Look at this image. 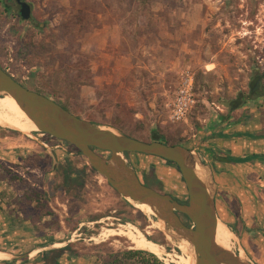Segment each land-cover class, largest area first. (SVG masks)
<instances>
[{"label": "rangeland", "instance_id": "374dc122", "mask_svg": "<svg viewBox=\"0 0 264 264\" xmlns=\"http://www.w3.org/2000/svg\"><path fill=\"white\" fill-rule=\"evenodd\" d=\"M31 1L33 22L14 20L0 6V64L11 68L24 85L51 95L80 117L98 124L112 121L102 126L108 128L117 122L118 127L113 129L139 140L152 141L160 136L169 145H185L210 119L231 111L224 102L247 91L251 70L264 58V23L255 31H247V27L240 30L243 39L238 40L234 27L223 31L218 0ZM120 21L123 23L115 32L114 27L108 28ZM23 47L31 51L27 57L21 54ZM186 68L195 74L197 104L186 123H172L169 105ZM108 71L127 74L128 78L104 81L99 89L94 72L103 75ZM84 85L98 87L99 101L94 106L101 110V116L89 114L94 107L89 102L95 97L87 94L90 88L82 97ZM121 86H127L128 91ZM107 113L112 115L108 118ZM3 128L27 140L43 142L34 145V151L40 146L49 151L42 161L48 173H32L33 182L28 183L32 187L36 183L38 187L33 188L49 193L58 216H51V221H64V232L57 239L62 246L71 243L80 252L92 254L99 244L104 253L131 250L134 248L125 236H99L109 227L132 226L164 248L165 254L158 256L163 264H174L169 254H183L179 244L157 225L161 223L158 218L122 197L76 147L38 131ZM70 151L75 155L70 156ZM124 158L142 179L153 172L164 191L183 200L188 198L181 172L167 161L144 154H124ZM70 168L83 172V189L60 193L64 173ZM183 219L189 223L186 217ZM219 220L226 223L221 214ZM75 224L77 229L73 231L71 226ZM230 246L237 255L260 264L234 235Z\"/></svg>", "mask_w": 264, "mask_h": 264}, {"label": "crops", "instance_id": "0c3cea01", "mask_svg": "<svg viewBox=\"0 0 264 264\" xmlns=\"http://www.w3.org/2000/svg\"><path fill=\"white\" fill-rule=\"evenodd\" d=\"M122 23L115 22L108 28L114 27L112 31L115 32V28L121 27ZM94 76L100 82L99 89H102L104 81L128 78L127 74H116L112 71L103 75L94 72ZM110 82L109 86L112 85ZM121 87H124V91L129 89L127 86ZM82 88V97L86 96L88 88L92 90L87 94H94L95 99L89 103L92 106L97 105L98 87L84 85ZM101 113L96 106L89 109L91 115L99 117ZM106 115L109 118L112 114ZM106 124L99 123L102 126H107ZM109 127L116 128L118 124L113 122ZM40 144L0 127V164L29 182L33 178L32 173L43 171L35 166L36 163L26 166L27 160L35 157L43 160L49 153L43 146L35 151L32 149L34 145ZM184 146L195 149L213 174L218 217L220 214L223 216L225 224L243 243L248 255L264 264V160L255 158L242 163L226 161L229 156L264 155V111H222L200 128L194 138L189 139ZM33 187L38 185L33 183ZM24 191L25 188L11 174L0 168V253L6 255L5 259L0 258V264H32L44 253L64 247L57 241L61 233L56 231L52 217L37 219L24 211ZM60 225L64 229L63 220H60ZM59 264L105 263L95 255L78 257L65 253L59 259Z\"/></svg>", "mask_w": 264, "mask_h": 264}, {"label": "water", "instance_id": "95a60500", "mask_svg": "<svg viewBox=\"0 0 264 264\" xmlns=\"http://www.w3.org/2000/svg\"><path fill=\"white\" fill-rule=\"evenodd\" d=\"M21 15L24 20L31 19L30 4L23 3ZM3 94L18 102L38 127V132L76 147L122 197L148 205L164 224L170 238L179 246L183 241L189 243L187 253L194 259V264H252L216 242L219 217L213 174L195 149L182 144H166L160 136L144 141L113 128V131L104 130L102 125L77 116L52 98L24 86L0 66V96ZM224 105L230 110L237 108L231 101ZM126 153L160 157L175 163L186 184L188 202L181 203L171 194L144 184L124 158Z\"/></svg>", "mask_w": 264, "mask_h": 264}, {"label": "trees", "instance_id": "16d2710c", "mask_svg": "<svg viewBox=\"0 0 264 264\" xmlns=\"http://www.w3.org/2000/svg\"><path fill=\"white\" fill-rule=\"evenodd\" d=\"M4 14L8 15L7 13H5L3 11ZM10 15V14H9ZM11 16V15H10ZM27 51V53H26ZM21 54L25 55V57L28 56V50L27 48L23 47L21 50ZM0 66L6 70V68L0 64ZM11 75V73H9ZM15 78V77H14ZM18 81L19 79L16 78ZM20 82V81H19ZM23 84V83H22ZM24 85V84H23ZM26 86V85H24ZM28 87V86H26ZM31 90L37 91L41 94H44L50 98H52L53 100H55L56 102L60 103V101H58L57 99H55L54 97H52L51 95H48L46 93H43L40 90L37 89H33L31 87H28ZM62 106L64 108H66L67 110L71 111L72 113L78 115L77 113L74 112V110L63 104ZM93 122H96L93 120ZM47 137H50V135H46ZM56 141L65 143L66 145L70 146V147H74L73 145L65 142V141H61V140H57ZM165 142V141H164ZM166 143V142H165ZM167 144V143H166ZM99 153L105 154L104 152L99 151ZM69 154V153H68ZM126 155H138L137 153H126ZM48 157V156H47ZM261 159L264 160V155H252V156H247V157H232L229 156L228 158H226V161L228 162H232V163H242V162H248L252 159ZM163 159V158H161ZM46 160V159H45ZM165 160V159H163ZM35 161V162H32ZM42 161L39 158H30L27 160V162L25 163V165H30V164H34L36 163V167H38L39 169H41L45 174L48 173V170L42 166ZM167 161L169 164L173 165L174 167H176L178 170V166L168 160ZM34 167V166H33ZM0 168L5 169V171H7L9 174L12 175V178L16 181H18V184L22 187L25 188V191L23 193V209L25 212L31 214L33 217L40 219L42 217L45 216H54L56 217V219H58V216L55 214L54 209L50 203V196L49 193L46 190H40V189H36L33 188L26 179H24L22 176H20L19 174L7 169L6 167H4L2 164H0ZM134 168V167H133ZM135 169V168H134ZM136 170V169H135ZM137 174L138 171L136 170ZM180 172V170H179ZM139 175V174H138ZM140 177V176H139ZM141 181L150 186L153 187L154 189L161 191L163 193H168L171 194L176 200H178L181 203H186L188 202V198L186 200L180 199L177 195H174L172 193L166 192L164 191V189H162V181L152 172L150 174H148L146 180L142 179L140 177ZM84 186V178H83V172L80 170H75V169H67L64 173V184L61 185L59 187L60 193L66 192V190H71V189H83ZM29 203H35L33 206L28 205ZM186 217V216H184ZM187 218V217H186ZM66 224L70 225L69 221H66ZM188 225L190 223H187ZM55 225V229L56 231H58L59 233H63V227L60 225V221L57 220V222L54 224ZM229 227H232L231 225H229ZM71 229L74 231L77 229V225H73L71 226ZM101 248H103L102 244L96 245L94 247V254H92L91 252H80L75 246L74 244H68L62 248L59 249H53L51 251H48L46 253H44V255L39 259L34 261L32 264H59V259L65 254V253H69L73 256H78V257H83V256H88V255H95L97 256L98 260H101L103 263L105 264H163L160 259L158 258L157 255L145 251V250H138V249H131V250H125L123 252H113V251H105L106 253H104L103 251H100ZM107 254V255H106Z\"/></svg>", "mask_w": 264, "mask_h": 264}, {"label": "flooded vegetation", "instance_id": "af4514ba", "mask_svg": "<svg viewBox=\"0 0 264 264\" xmlns=\"http://www.w3.org/2000/svg\"><path fill=\"white\" fill-rule=\"evenodd\" d=\"M25 2L31 5L32 16L29 20L33 22L34 4L31 0H0V6L14 20L25 22L26 20L22 19L21 15L22 5ZM218 13L221 24L224 23L223 31L228 27H234L239 34L238 40H240L243 39L240 30H246L247 27V31H255L261 23H264V0H218ZM30 52L28 51V54ZM257 63L259 65L251 70L252 75L247 91H240L237 97L231 100V104L237 105L235 110L264 111V58ZM5 68L16 77L11 68Z\"/></svg>", "mask_w": 264, "mask_h": 264}, {"label": "bare ground", "instance_id": "6f19581e", "mask_svg": "<svg viewBox=\"0 0 264 264\" xmlns=\"http://www.w3.org/2000/svg\"><path fill=\"white\" fill-rule=\"evenodd\" d=\"M0 125L24 132L38 130V127L35 125V123L32 120H30L27 114L22 110L18 102L8 94H3L2 96H0ZM102 128L104 130L113 131V129L108 127H102ZM130 201L134 206L143 207L147 212V215L156 217L155 212L148 205L135 203L132 200ZM157 225L161 227L160 229H162V227L164 228L163 223H159ZM116 235L127 237L134 249L145 250L157 256H163L165 254V250L161 245L148 239L143 234V232L132 226H122L121 228L118 229H115L113 227L106 228L100 234L99 238L108 239ZM99 238L97 237L96 239ZM232 238H233V233L230 231L227 225L222 221L218 220V225L216 230V242L219 245L231 250L230 245ZM180 245L181 246L178 247H180V249L183 250V254H178V255L175 254V256L169 254V256L173 257L172 260L170 261H172L174 264H194V259L191 256L186 255V252L190 248L189 243L183 241ZM5 256H6L5 254L0 253V258H4Z\"/></svg>", "mask_w": 264, "mask_h": 264}, {"label": "built area", "instance_id": "2783aa9c", "mask_svg": "<svg viewBox=\"0 0 264 264\" xmlns=\"http://www.w3.org/2000/svg\"><path fill=\"white\" fill-rule=\"evenodd\" d=\"M6 71L8 72V70ZM196 104L197 99L195 96V74L190 68H186L180 75V81L177 87V91L169 105L170 121L172 123H186L190 113L192 112ZM44 145L48 146L47 144ZM69 154L71 156L75 155V153L72 151H70Z\"/></svg>", "mask_w": 264, "mask_h": 264}]
</instances>
